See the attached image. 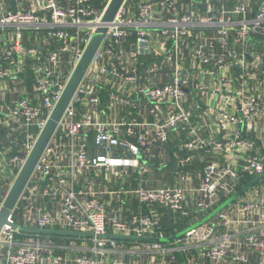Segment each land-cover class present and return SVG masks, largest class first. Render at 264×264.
<instances>
[{
    "label": "built area",
    "instance_id": "built-area-1",
    "mask_svg": "<svg viewBox=\"0 0 264 264\" xmlns=\"http://www.w3.org/2000/svg\"><path fill=\"white\" fill-rule=\"evenodd\" d=\"M108 2L0 0V207ZM124 2L0 228V264H176L177 255L194 264L193 253L209 264H264V177L171 241H162L170 226L160 215L142 210L209 214L264 176V0ZM189 90L218 138L198 135ZM173 130L187 135L182 156L167 150ZM208 150L221 161L205 162L196 186L182 172L172 184L143 185L154 160L174 156L183 167L189 152ZM132 172L136 186L100 180L125 183ZM119 194L137 201L129 217L109 210L105 195Z\"/></svg>",
    "mask_w": 264,
    "mask_h": 264
},
{
    "label": "crops",
    "instance_id": "crops-1",
    "mask_svg": "<svg viewBox=\"0 0 264 264\" xmlns=\"http://www.w3.org/2000/svg\"><path fill=\"white\" fill-rule=\"evenodd\" d=\"M177 1L184 2L190 8L198 9V7L195 4H191V0H177ZM13 4H14V0H10V5L12 7ZM203 79L207 82L210 80V78L207 76L203 77ZM196 80H199V78L196 77ZM195 95L196 94L194 91L192 90L187 91L186 105L191 108L192 125L196 128L199 136L204 138H212V139L218 138L219 136L218 129L216 128L215 125H212L211 119L209 117L205 119H202L200 117V112L203 110L202 103L200 99H197L198 103L194 100ZM186 138L187 135L182 131L181 132L177 130L171 131L169 141L166 146L167 150L170 151V153L171 152L173 153L175 150H177L180 156L184 155L185 152L183 150H178L177 145L178 142H180L181 140H185ZM189 154L195 157V159L192 162H188L183 167L180 165L177 166V162L175 161L174 156L166 164L161 165L157 160H154L153 162L149 163L147 171L142 175L144 179L143 185L147 187L148 186L159 187L164 183L172 184L175 182V178L178 175V173L182 172V173L192 174L193 178L188 182L187 185L193 187L196 186L199 181L198 176L200 175L201 169L205 164V162L209 161L210 159L218 163L221 161L220 160L221 152L218 150L191 151L189 152ZM136 176L137 174L135 172H132L126 179L125 183L117 181L113 177L110 178L107 176L101 178L100 180L105 187L109 189H116L122 185H126L127 183H130L132 186H136L137 185ZM95 187H97V185ZM105 199L109 201L110 211L116 212L125 217H129L133 211L138 209V204L135 197H132L128 194H119L118 197L116 198L114 197L113 199H110L109 195H105ZM223 199L224 197H222V200ZM188 201H190V197H188ZM221 203L217 205L219 206ZM142 210L144 211L151 210L153 212L158 213L161 217V226L163 227L170 226V229L168 231L169 233L167 234L168 236L162 239L163 242L171 241L167 239L189 228L190 226L196 224L197 222H200L205 216L208 215V213L205 214L200 212H191L189 216L185 218H180L178 217L177 213L173 212L172 210L156 204H152L150 206L143 205ZM117 236H123V235H117ZM118 239L130 241L133 240L134 238L123 236V238H118ZM154 239H158V238H154ZM191 256H193V259H195L194 264H209L208 261L205 259H200V258L198 259L196 254L194 253L191 254ZM158 260H160V257H158ZM177 263L185 264L183 258L180 255H177L176 257V264Z\"/></svg>",
    "mask_w": 264,
    "mask_h": 264
},
{
    "label": "water",
    "instance_id": "water-1",
    "mask_svg": "<svg viewBox=\"0 0 264 264\" xmlns=\"http://www.w3.org/2000/svg\"><path fill=\"white\" fill-rule=\"evenodd\" d=\"M125 0H109L107 3L104 12L101 17V23L93 32L91 37L89 38L88 42L86 43L78 61L76 62L71 74L69 75L64 88L58 98L56 104L54 105L51 113L47 117L43 127L39 131L32 148L26 155L21 167L19 168L10 188L8 189L4 200L2 202V206L0 207V228L3 224L7 223V217L14 209L15 205L18 202V199L23 192L26 184L28 183L33 170L40 159L41 155L43 154L45 148L47 147L50 139L52 138L57 125L62 118V115L68 106L69 102L73 98L78 86L80 85L83 77L85 76L94 55L96 54L97 50L99 49L101 42L106 34V24L111 22L122 6ZM90 153V152H89ZM264 177L256 176L251 179L247 184L242 186L239 190H237L232 196H230L227 200L222 202L218 207L213 209L207 216H205L200 222L190 226L195 227L199 224L205 222L207 219L212 217L217 211L222 209L226 204L231 202L236 197L240 196L244 191L250 187L256 180L259 178ZM187 228V229H189ZM20 229L29 231V232H37V233H59L64 235H76L74 232H66V231H56V230H40L35 228H25L20 227ZM187 229L179 232L178 234L168 238L167 240H174L176 237L182 235ZM115 238H123V236H114ZM125 238V237H124ZM143 240H156L154 238H139Z\"/></svg>",
    "mask_w": 264,
    "mask_h": 264
},
{
    "label": "rangeland",
    "instance_id": "rangeland-1",
    "mask_svg": "<svg viewBox=\"0 0 264 264\" xmlns=\"http://www.w3.org/2000/svg\"><path fill=\"white\" fill-rule=\"evenodd\" d=\"M126 1V0H125ZM125 3V2H124ZM125 6V5H124ZM218 207V206H217ZM215 209V208H214Z\"/></svg>",
    "mask_w": 264,
    "mask_h": 264
},
{
    "label": "trees",
    "instance_id": "trees-1",
    "mask_svg": "<svg viewBox=\"0 0 264 264\" xmlns=\"http://www.w3.org/2000/svg\"><path fill=\"white\" fill-rule=\"evenodd\" d=\"M104 5V3L102 4V6Z\"/></svg>",
    "mask_w": 264,
    "mask_h": 264
}]
</instances>
